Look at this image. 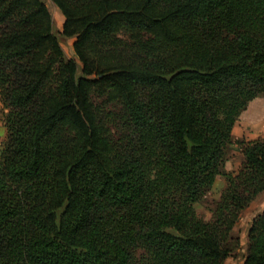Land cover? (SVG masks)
I'll list each match as a JSON object with an SVG mask.
<instances>
[{
	"label": "trees",
	"instance_id": "obj_1",
	"mask_svg": "<svg viewBox=\"0 0 264 264\" xmlns=\"http://www.w3.org/2000/svg\"><path fill=\"white\" fill-rule=\"evenodd\" d=\"M0 0V264H225L264 193V0ZM227 184L204 221L218 177ZM243 264H264V212Z\"/></svg>",
	"mask_w": 264,
	"mask_h": 264
},
{
	"label": "rangeland",
	"instance_id": "obj_2",
	"mask_svg": "<svg viewBox=\"0 0 264 264\" xmlns=\"http://www.w3.org/2000/svg\"><path fill=\"white\" fill-rule=\"evenodd\" d=\"M48 7L54 22V31L58 37L60 45L68 60H76L74 53L75 39L63 37L64 18L57 8L49 1L42 0ZM7 110L0 101V154L6 141L7 133L4 126V119ZM258 139H264V95L252 101L241 114L233 132V143L227 149V162L223 169L224 174H236L244 164V156L238 145L241 141L251 142ZM223 177H218L213 190L207 195L204 201L197 206L198 215L204 220L211 219V211L218 202L221 192L225 189L227 181ZM264 212V193L260 194L251 205L242 213L236 227L232 232V237L238 241L237 245L233 243L232 256L225 264H243L248 247V231L253 220Z\"/></svg>",
	"mask_w": 264,
	"mask_h": 264
},
{
	"label": "crops",
	"instance_id": "obj_3",
	"mask_svg": "<svg viewBox=\"0 0 264 264\" xmlns=\"http://www.w3.org/2000/svg\"><path fill=\"white\" fill-rule=\"evenodd\" d=\"M2 104V103H1Z\"/></svg>",
	"mask_w": 264,
	"mask_h": 264
}]
</instances>
